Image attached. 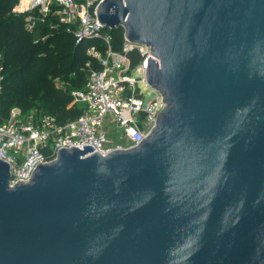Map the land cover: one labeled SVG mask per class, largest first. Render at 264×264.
<instances>
[{
	"label": "water",
	"instance_id": "1",
	"mask_svg": "<svg viewBox=\"0 0 264 264\" xmlns=\"http://www.w3.org/2000/svg\"><path fill=\"white\" fill-rule=\"evenodd\" d=\"M96 18L150 48L165 106L138 146L60 150L28 183L0 160V264H264V0H104Z\"/></svg>",
	"mask_w": 264,
	"mask_h": 264
},
{
	"label": "built area",
	"instance_id": "2",
	"mask_svg": "<svg viewBox=\"0 0 264 264\" xmlns=\"http://www.w3.org/2000/svg\"><path fill=\"white\" fill-rule=\"evenodd\" d=\"M23 1L14 12L24 15L28 33L35 32L50 16L56 19V27L64 26L77 42L98 40L106 49L103 53L95 47L87 50L101 68L90 70L85 87L70 93L73 103L82 106L77 118L59 124L54 117L44 115L34 123L18 108H12L8 118L0 123V160L9 167L10 187L28 183L35 169L55 161L60 150L83 151L89 147L91 154L104 157L115 150L138 146L154 128L165 106L161 95L145 82L147 61L153 59L150 48L124 39L120 52L111 49L108 31L96 18L97 8L104 0H27L22 8ZM132 52L141 58L135 66H131L129 58ZM138 85L152 93L151 100L144 102Z\"/></svg>",
	"mask_w": 264,
	"mask_h": 264
},
{
	"label": "trees",
	"instance_id": "3",
	"mask_svg": "<svg viewBox=\"0 0 264 264\" xmlns=\"http://www.w3.org/2000/svg\"><path fill=\"white\" fill-rule=\"evenodd\" d=\"M19 2L0 0V123L12 108H18L24 117L33 109L45 110V114L64 124L77 118L82 106L73 103L70 94L57 88L55 81L70 92L82 90L89 71L101 68L87 50L95 47L103 53L106 47L98 40L77 42L64 26L56 27V19L50 16L35 32L28 33L24 15L14 12ZM107 31L111 49L120 52L123 30ZM129 58L131 66L141 60L137 52L130 53Z\"/></svg>",
	"mask_w": 264,
	"mask_h": 264
},
{
	"label": "rangeland",
	"instance_id": "4",
	"mask_svg": "<svg viewBox=\"0 0 264 264\" xmlns=\"http://www.w3.org/2000/svg\"><path fill=\"white\" fill-rule=\"evenodd\" d=\"M55 85H56L57 88H60V89H61V88H64V90L67 92L68 95L71 93V92H70L66 87H64L63 84L60 83L59 81H55ZM138 87H139V89H140V90L142 91V93H143V99H144V102H147V101H149V100L152 99V93H150L149 90H144L142 85H138ZM39 111H40V110L33 109V110L30 112V114L26 116V118H28L29 121H32V122L36 123L37 121H39V119H40L42 116L47 115V114H45V113H46L45 110H41L40 112H39ZM107 119H108V117H106V118H105V121H104V125H105V127H107V125H108V120H107Z\"/></svg>",
	"mask_w": 264,
	"mask_h": 264
},
{
	"label": "bare ground",
	"instance_id": "5",
	"mask_svg": "<svg viewBox=\"0 0 264 264\" xmlns=\"http://www.w3.org/2000/svg\"><path fill=\"white\" fill-rule=\"evenodd\" d=\"M27 2L21 4V7L24 8L26 6Z\"/></svg>",
	"mask_w": 264,
	"mask_h": 264
},
{
	"label": "crops",
	"instance_id": "6",
	"mask_svg": "<svg viewBox=\"0 0 264 264\" xmlns=\"http://www.w3.org/2000/svg\"><path fill=\"white\" fill-rule=\"evenodd\" d=\"M25 3V2H24ZM23 4V3H22Z\"/></svg>",
	"mask_w": 264,
	"mask_h": 264
}]
</instances>
